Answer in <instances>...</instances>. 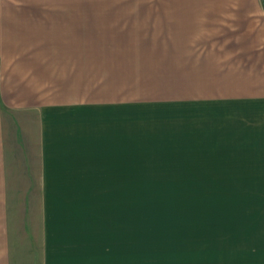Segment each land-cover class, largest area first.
<instances>
[{
	"label": "crops",
	"instance_id": "1",
	"mask_svg": "<svg viewBox=\"0 0 264 264\" xmlns=\"http://www.w3.org/2000/svg\"><path fill=\"white\" fill-rule=\"evenodd\" d=\"M261 7L260 0H0V197L6 204L10 144L16 166L26 159L39 166L28 186L47 215L45 260L73 264L69 248L92 246L86 235L102 227L90 220L99 209L92 198L131 197L134 180L226 181L229 165L264 164ZM124 219L103 236L112 249L123 240L124 256L84 249L83 264H133ZM6 231L5 224L0 264H12ZM258 251L238 264H261ZM201 254L199 264H223Z\"/></svg>",
	"mask_w": 264,
	"mask_h": 264
},
{
	"label": "rangeland",
	"instance_id": "2",
	"mask_svg": "<svg viewBox=\"0 0 264 264\" xmlns=\"http://www.w3.org/2000/svg\"><path fill=\"white\" fill-rule=\"evenodd\" d=\"M260 2L264 14V2ZM13 150L10 144L5 150L6 183L9 185L6 204L0 197V229L4 230L6 224L12 264L69 263L59 256L45 260L42 252L45 245L40 243V237L44 236L43 222L47 215L45 217L40 198L32 194L36 189L28 186L30 178L39 180V166L34 164L35 159L26 158L27 164L16 166ZM240 156L237 153V157ZM228 168L230 180L226 181L134 180L131 197L92 198L90 203L99 209L92 212L90 220L101 222L102 227L94 236L86 235L92 246L74 245L69 248L68 256L77 259L71 262L83 264L81 252L84 249L100 248L93 254L99 253L101 258L124 256L123 240H118L119 245L114 249L112 245H104L103 240L108 231L105 227L111 228L110 224L115 220H125L124 216L127 223L131 222L133 230V264H190V261L199 264L203 252L210 253V256L215 253L223 264H238L237 258L242 262L249 252L252 256L251 251L264 250V164L229 165ZM232 176L240 179L232 180ZM21 192L29 193L23 197ZM2 235L6 236L5 231ZM97 243L100 246H96ZM195 251H198L197 258L193 254ZM257 261L264 263V253L260 259L255 258Z\"/></svg>",
	"mask_w": 264,
	"mask_h": 264
},
{
	"label": "water",
	"instance_id": "3",
	"mask_svg": "<svg viewBox=\"0 0 264 264\" xmlns=\"http://www.w3.org/2000/svg\"><path fill=\"white\" fill-rule=\"evenodd\" d=\"M264 1V0H263Z\"/></svg>",
	"mask_w": 264,
	"mask_h": 264
}]
</instances>
